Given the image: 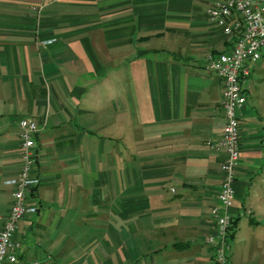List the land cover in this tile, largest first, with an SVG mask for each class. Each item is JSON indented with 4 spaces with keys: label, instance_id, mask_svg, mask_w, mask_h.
I'll list each match as a JSON object with an SVG mask.
<instances>
[{
    "label": "crops",
    "instance_id": "crops-1",
    "mask_svg": "<svg viewBox=\"0 0 264 264\" xmlns=\"http://www.w3.org/2000/svg\"><path fill=\"white\" fill-rule=\"evenodd\" d=\"M215 1L0 0L3 215L13 190L5 180L22 164L18 122L40 125L41 183L28 197L38 209L20 221L18 264H214L207 238L225 150L211 143L226 119L224 81L207 56L237 38L210 21ZM245 83L233 240L258 260L264 96ZM29 237L34 247L23 245ZM237 244L229 264L246 262Z\"/></svg>",
    "mask_w": 264,
    "mask_h": 264
},
{
    "label": "built area",
    "instance_id": "built-area-1",
    "mask_svg": "<svg viewBox=\"0 0 264 264\" xmlns=\"http://www.w3.org/2000/svg\"><path fill=\"white\" fill-rule=\"evenodd\" d=\"M207 15L225 34L237 37L229 49L207 56V68L224 81L222 105L226 119L222 138L218 143H211L217 149L225 150V158L221 165L218 204L211 209L217 229L207 242L213 248L214 264H229L236 173L241 159L239 111L247 102L244 83L252 73L251 64L264 55V0H217L208 7ZM42 42L48 44L52 39ZM18 125L22 164L17 176L5 180L13 190L9 212L6 215L0 213V221L3 222L0 229V264H18L22 242L16 236L20 221L38 209L28 202V197L41 183V177L35 173L38 159L35 135L40 125L30 117L21 118Z\"/></svg>",
    "mask_w": 264,
    "mask_h": 264
},
{
    "label": "rangeland",
    "instance_id": "rangeland-1",
    "mask_svg": "<svg viewBox=\"0 0 264 264\" xmlns=\"http://www.w3.org/2000/svg\"><path fill=\"white\" fill-rule=\"evenodd\" d=\"M255 71L253 72V74L251 75V77L248 79L247 83H245V85L247 86V88H250V92L252 97H254L255 95H259V96H264V55L263 57L257 61L254 65ZM251 98V96H250ZM249 218V216L244 217V226H242V230H241V234L245 235L246 237V229H247V224L246 222L248 221L247 219ZM250 236V235H248ZM254 239V238H252ZM38 243L37 240H32V237L27 238L26 240L24 239L23 241V245L25 247H27L28 245H31L32 247H34L36 244ZM235 243L237 244V254H238V258H243V260H245V264H264V246L261 248L262 249V253L261 250H257L256 255L259 256L258 260H254L253 257H251V253H247V247L244 246V242H240L238 239L236 240H231V250H230V254L231 252H233L234 250V245ZM260 248V247H259ZM31 256L33 255H27L25 256V260H28L29 258H31ZM248 256L250 258H248ZM244 264V263H242Z\"/></svg>",
    "mask_w": 264,
    "mask_h": 264
},
{
    "label": "trees",
    "instance_id": "trees-1",
    "mask_svg": "<svg viewBox=\"0 0 264 264\" xmlns=\"http://www.w3.org/2000/svg\"><path fill=\"white\" fill-rule=\"evenodd\" d=\"M239 219L240 218H235L233 217V225H232V230H231V239L234 237V234H235V228L239 222Z\"/></svg>",
    "mask_w": 264,
    "mask_h": 264
}]
</instances>
